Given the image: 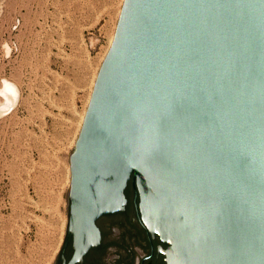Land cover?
<instances>
[{"label":"water","instance_id":"obj_1","mask_svg":"<svg viewBox=\"0 0 264 264\" xmlns=\"http://www.w3.org/2000/svg\"><path fill=\"white\" fill-rule=\"evenodd\" d=\"M69 170L75 254L132 177L166 264H264V0H123Z\"/></svg>","mask_w":264,"mask_h":264},{"label":"rangeland","instance_id":"obj_2","mask_svg":"<svg viewBox=\"0 0 264 264\" xmlns=\"http://www.w3.org/2000/svg\"><path fill=\"white\" fill-rule=\"evenodd\" d=\"M122 2L0 0V80L19 93L0 116V264H52L60 249L69 156Z\"/></svg>","mask_w":264,"mask_h":264},{"label":"flooded vegetation","instance_id":"obj_3","mask_svg":"<svg viewBox=\"0 0 264 264\" xmlns=\"http://www.w3.org/2000/svg\"><path fill=\"white\" fill-rule=\"evenodd\" d=\"M124 195L122 210L96 218L98 240L82 254H75L74 235L66 228L53 264H166L168 245L143 221L132 177L127 180Z\"/></svg>","mask_w":264,"mask_h":264},{"label":"clouds","instance_id":"obj_4","mask_svg":"<svg viewBox=\"0 0 264 264\" xmlns=\"http://www.w3.org/2000/svg\"><path fill=\"white\" fill-rule=\"evenodd\" d=\"M4 47L7 49L6 55L10 54L7 44ZM18 97V89L13 83L8 80H0V115L8 114L11 108L15 106L14 101H18Z\"/></svg>","mask_w":264,"mask_h":264},{"label":"bare ground","instance_id":"obj_5","mask_svg":"<svg viewBox=\"0 0 264 264\" xmlns=\"http://www.w3.org/2000/svg\"><path fill=\"white\" fill-rule=\"evenodd\" d=\"M15 102V101H14ZM9 107H10V105H9Z\"/></svg>","mask_w":264,"mask_h":264}]
</instances>
